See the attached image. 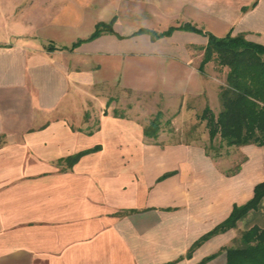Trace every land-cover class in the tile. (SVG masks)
Masks as SVG:
<instances>
[{
	"label": "crops",
	"instance_id": "crops-1",
	"mask_svg": "<svg viewBox=\"0 0 264 264\" xmlns=\"http://www.w3.org/2000/svg\"><path fill=\"white\" fill-rule=\"evenodd\" d=\"M23 1L0 0V264H226L239 230L264 228V199L260 220L190 248L253 196L264 146L214 156L199 142L149 139L116 97L178 101L173 122L188 101L218 114L226 68L223 80L206 67L214 61L199 69L206 35L137 31L191 23L264 45V0H82L71 22L50 6L17 14ZM112 18V31L86 39Z\"/></svg>",
	"mask_w": 264,
	"mask_h": 264
},
{
	"label": "trees",
	"instance_id": "trees-1",
	"mask_svg": "<svg viewBox=\"0 0 264 264\" xmlns=\"http://www.w3.org/2000/svg\"><path fill=\"white\" fill-rule=\"evenodd\" d=\"M114 18L109 21H98L91 39L104 31H112ZM175 29H184L206 35L207 42L203 47V57L199 63L202 71L204 65L214 61L218 67H225V84L219 87L221 110L216 116L205 107L201 117L206 119L209 143L218 136V149L223 145L238 146L255 143L264 146V45L247 40L243 35L216 36L203 31L191 23L170 26L162 32L139 29L137 32H148L152 38L170 34ZM84 39H78L76 46ZM52 49L53 47H48ZM160 112H157L143 126V135L156 139L161 128ZM99 146L80 151L66 158L73 163L80 155L97 150ZM264 197V180L254 187L253 196L244 204L234 205L229 216L217 224L211 231L195 241L190 250L209 236L236 226L237 220L245 217L250 210L256 211ZM241 244L225 247L226 264H264V228L253 223L240 235ZM221 250V251H222ZM219 251V253L221 252ZM218 253L206 257L202 262L215 257Z\"/></svg>",
	"mask_w": 264,
	"mask_h": 264
},
{
	"label": "rangeland",
	"instance_id": "rangeland-1",
	"mask_svg": "<svg viewBox=\"0 0 264 264\" xmlns=\"http://www.w3.org/2000/svg\"><path fill=\"white\" fill-rule=\"evenodd\" d=\"M36 0H24L22 4H16V11L17 14L20 12H38L43 11L42 9L45 7H52V11H56L60 13L61 17L66 18L67 22H71L76 18V10L82 0H54L53 5H49L48 3H39L35 2ZM44 2V0H41ZM64 9V10H63ZM70 18H72L70 20ZM62 19V18H61ZM62 19V20H63ZM203 57V54H202ZM202 59V58H201ZM213 61V60H212ZM207 64V63H206ZM205 64V65H206ZM204 65V66H205ZM208 71L214 73V75L218 78L217 80H223L224 74L222 73V68L218 67L217 64L214 62L212 65L211 63L209 66H206ZM116 110L118 113H130V114H139L141 115V119L144 120V124H147L148 121L157 113L160 112V121H161V128L158 132V135L163 133L161 136L164 135V140L168 142H177V141H184L190 142L195 141L203 144L205 148L214 156H221L225 154V151L229 149L226 145H223L221 148L218 149L217 145L219 143V137L217 136L213 140V144L209 143V136L208 130L206 126V119L201 117L203 110L205 107H208L214 116L217 115V109L213 106L212 108L207 104L204 100L203 101H188L187 105L190 108L189 113L184 116H176L178 121L173 122V118L178 111H180V105L178 101H173V104L168 105L167 102L160 101V104L157 106L153 105V101L148 99H139V101H135L134 97L124 96L119 94L116 97ZM100 105V103H99ZM140 106L141 108H139ZM94 107H98V103L94 102ZM144 108V109H143ZM141 110V111H140ZM140 111V112H139ZM95 123V120H94ZM233 146V145H232ZM229 154V152L227 153ZM264 199V197H263ZM261 200V204L262 201ZM260 204V206H261ZM259 206V208H260ZM253 211L250 210L247 215L239 220H237L236 224L238 223L239 227H244L245 229L248 227L249 224L255 222L256 220H260L258 216V210ZM243 225V226H242ZM242 233L239 230L238 237L236 238L233 246H238L241 244L240 242V234Z\"/></svg>",
	"mask_w": 264,
	"mask_h": 264
}]
</instances>
